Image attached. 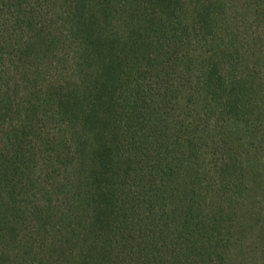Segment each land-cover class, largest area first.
<instances>
[{"label": "trees", "instance_id": "trees-1", "mask_svg": "<svg viewBox=\"0 0 264 264\" xmlns=\"http://www.w3.org/2000/svg\"><path fill=\"white\" fill-rule=\"evenodd\" d=\"M263 162L264 0H0V264H255Z\"/></svg>", "mask_w": 264, "mask_h": 264}, {"label": "rangeland", "instance_id": "rangeland-1", "mask_svg": "<svg viewBox=\"0 0 264 264\" xmlns=\"http://www.w3.org/2000/svg\"><path fill=\"white\" fill-rule=\"evenodd\" d=\"M263 165H264V162H263ZM263 172H264V167H263ZM249 257L255 259L256 261L255 264H264V254L263 253H258V255H254V253L250 251ZM250 261L251 259L249 260V262Z\"/></svg>", "mask_w": 264, "mask_h": 264}]
</instances>
